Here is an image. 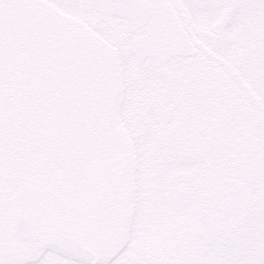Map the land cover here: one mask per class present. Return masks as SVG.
I'll return each instance as SVG.
<instances>
[{
  "label": "snow or ice",
  "instance_id": "snow-or-ice-1",
  "mask_svg": "<svg viewBox=\"0 0 264 264\" xmlns=\"http://www.w3.org/2000/svg\"><path fill=\"white\" fill-rule=\"evenodd\" d=\"M0 264H264V0H0Z\"/></svg>",
  "mask_w": 264,
  "mask_h": 264
}]
</instances>
